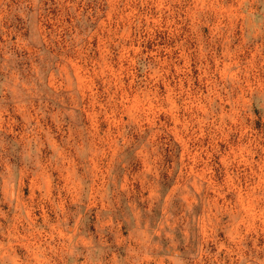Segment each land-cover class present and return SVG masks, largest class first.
I'll return each instance as SVG.
<instances>
[{
  "label": "rangeland",
  "instance_id": "rangeland-1",
  "mask_svg": "<svg viewBox=\"0 0 264 264\" xmlns=\"http://www.w3.org/2000/svg\"><path fill=\"white\" fill-rule=\"evenodd\" d=\"M0 264H264V0H0Z\"/></svg>",
  "mask_w": 264,
  "mask_h": 264
}]
</instances>
